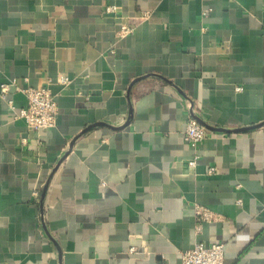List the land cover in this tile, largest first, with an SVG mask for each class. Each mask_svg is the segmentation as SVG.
<instances>
[{"label": "crops", "instance_id": "1", "mask_svg": "<svg viewBox=\"0 0 264 264\" xmlns=\"http://www.w3.org/2000/svg\"><path fill=\"white\" fill-rule=\"evenodd\" d=\"M4 84L0 264H181L198 241L264 264V0H0ZM41 87L58 113L34 133L14 116ZM194 116L243 130H208L190 169Z\"/></svg>", "mask_w": 264, "mask_h": 264}, {"label": "built area", "instance_id": "2", "mask_svg": "<svg viewBox=\"0 0 264 264\" xmlns=\"http://www.w3.org/2000/svg\"><path fill=\"white\" fill-rule=\"evenodd\" d=\"M105 11L108 14L116 12L112 6L106 7ZM207 13L208 11H205L202 15L205 16ZM129 34H132V29L123 27L119 31L118 36L124 37ZM59 81L63 84L67 83L65 77H59ZM0 92V97L3 100H7L8 85H1ZM22 92L25 96L26 105L15 114L14 118L23 119L27 128L34 133H40L54 128L58 107L50 90L47 87H41L27 88ZM8 105L10 109H14L12 101H8ZM208 133L209 131L194 117L188 119L183 132V140L194 152L193 158L187 163L190 169L196 166L198 159L196 150L199 144L207 138ZM213 171L214 169L210 168L207 173L211 174ZM196 215L198 216L196 230L199 232L201 223L209 220L211 215L200 208H196ZM180 261L181 264H226L224 260V244L221 242H213L210 245H206L198 241L191 249L180 253Z\"/></svg>", "mask_w": 264, "mask_h": 264}, {"label": "water", "instance_id": "3", "mask_svg": "<svg viewBox=\"0 0 264 264\" xmlns=\"http://www.w3.org/2000/svg\"><path fill=\"white\" fill-rule=\"evenodd\" d=\"M194 118L203 126L205 127L207 130L209 131H215V132H241L243 129H236V130H232V131H228V130H225V129H217V128H213V127H210L208 126L205 122H203L201 119H199L198 117L194 116ZM261 125H264V123L260 124V125H256L254 127H251V128H258L260 127ZM96 126H100V123L99 124H96V125H91L89 127H86V129H84L81 133H85L87 132L89 129L93 128V127H96ZM112 128V127H111ZM123 128V127H121ZM51 178V177H50ZM49 182V180H48ZM48 182L46 183V185L44 186L43 190H42V194H41V200H43L44 196H45V192H46V189H47V186H48Z\"/></svg>", "mask_w": 264, "mask_h": 264}]
</instances>
